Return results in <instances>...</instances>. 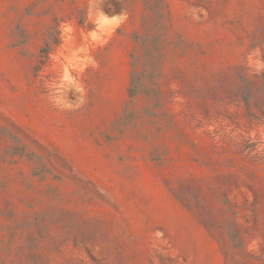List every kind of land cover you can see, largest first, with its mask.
Segmentation results:
<instances>
[{"label":"rangeland","instance_id":"obj_1","mask_svg":"<svg viewBox=\"0 0 264 264\" xmlns=\"http://www.w3.org/2000/svg\"><path fill=\"white\" fill-rule=\"evenodd\" d=\"M0 264H264V0H0Z\"/></svg>","mask_w":264,"mask_h":264}]
</instances>
